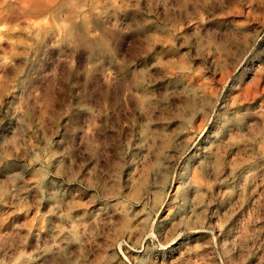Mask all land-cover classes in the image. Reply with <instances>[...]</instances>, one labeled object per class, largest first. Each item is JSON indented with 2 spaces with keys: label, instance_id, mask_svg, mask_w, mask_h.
<instances>
[{
  "label": "rangeland",
  "instance_id": "rangeland-1",
  "mask_svg": "<svg viewBox=\"0 0 264 264\" xmlns=\"http://www.w3.org/2000/svg\"><path fill=\"white\" fill-rule=\"evenodd\" d=\"M0 264H264V0H0Z\"/></svg>",
  "mask_w": 264,
  "mask_h": 264
}]
</instances>
